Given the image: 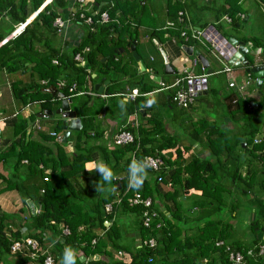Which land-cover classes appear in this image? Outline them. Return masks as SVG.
<instances>
[{"label":"trees","instance_id":"1","mask_svg":"<svg viewBox=\"0 0 264 264\" xmlns=\"http://www.w3.org/2000/svg\"><path fill=\"white\" fill-rule=\"evenodd\" d=\"M43 1L0 0V10L5 11L7 18L6 25L3 23L0 25V42L13 30L15 24L23 22L39 8ZM100 1L102 0H93L92 10L97 8V12L94 15H91L90 12L87 13L91 17V22L86 26L84 37L68 52L54 47L53 41L56 29L51 26L52 20L59 14L58 9L66 7V0H50L19 33L0 43V69H4L6 73H14L29 67V77L32 82L28 86H22L19 81H13L10 84L11 92L15 98L23 103L39 100L42 101V108H47L50 105L49 100L51 97L43 89L53 86L65 97L73 100L77 90L84 83L85 77H89L91 72L99 68L105 74L107 67L116 68L118 66L121 52L126 49L125 51L130 53L125 44L127 43L129 47L132 40L138 41L137 27L145 25L143 23L144 12L147 11V7L144 5L145 0H106L105 4L99 8ZM239 1L218 0L214 8V17L226 16L229 18L227 22L233 28L238 27L243 21V17L238 16V13L243 11ZM254 1L264 5V0ZM207 2L205 0V4H203L207 6ZM165 3L167 14L171 16H175L178 10L184 9V0H165ZM101 12L107 14L108 20L106 22H99V13ZM181 30H169V34L182 38L180 36ZM184 32L189 33L187 30H184ZM163 33L164 31L160 29H152L149 35L160 40ZM125 37L126 41H124ZM249 39H251L254 47L263 46V59L261 62L264 63V43H262L264 37L261 39L251 37ZM244 41H247V39H244ZM39 47H42V49ZM84 47H88V50L83 54V64H81L75 61L73 56ZM134 52L138 55L136 45ZM128 56L129 59L134 61L132 55ZM53 59L56 60V63H52ZM87 70L90 71L89 74ZM60 79L64 81V85L57 87L56 83ZM38 81H43V84L39 85ZM261 82L263 84H259V90L264 86V79ZM72 83H74L75 88L69 91L68 87ZM138 87L139 95L135 97L133 102L128 104L127 113L136 110L138 104L144 105L145 98L142 94L151 91L153 88L150 79L147 77L139 78ZM105 91L108 94L113 93L112 86L106 87ZM168 104H170V101L166 103V105ZM258 109H264V96L257 103L256 108L253 109L249 99L240 98L234 92L230 93L226 99L225 115L234 123L241 121L242 128L250 129L242 133V140L231 142L224 131L209 128L205 133L204 141L201 142V145L208 151L207 156L203 158L184 149L181 152L176 150L173 159H170L167 154H161L159 152L161 149L173 147L176 141L170 138L162 139L158 136L156 132L161 129V123L153 119L154 117L152 118L151 115L147 119V122L150 123L149 129H144L140 125L134 129L130 128L129 130L135 135L133 141L111 151L112 157L115 160L119 159V161L120 157H124L126 153H132L133 158L136 160L143 159L145 155L159 156L163 161V166L157 171L149 169V172L154 176V179L160 176L163 182L165 181L164 167H172L169 174L170 181L173 183L171 190H164L160 186L146 182L138 190L142 197L149 196L151 198V205L156 197H161L163 200L170 199L173 204L174 211L169 212L168 208V211L166 210L168 214L158 213V220L161 223L158 229L144 228L140 223V219L138 220L136 232L139 240L153 237L156 241L154 248H148L142 244L135 246L132 243L133 240L130 244H125L121 239L117 223L111 221L115 212L132 213L138 217L140 215V206L127 205L126 198L130 195L132 189L125 192L126 183L123 180L111 184L113 191L119 194V204L112 201L113 194L103 196L100 191H95L88 195L85 193L87 186H85L86 188H75L66 179V174L58 172L57 167L60 160L49 164L50 172L46 176L44 168L48 165V161L45 160L43 151L47 152L48 149L34 142L30 141L25 146L10 144L6 150L0 152V161L9 156L13 157L12 166L7 172V177L0 175L4 181L1 190L16 188L23 199L31 197L38 204L39 211L31 216V222L28 225L29 230H36V233L31 234L30 238H34L41 243V234L44 230H49L53 238L55 236L59 237V240L55 241L57 247L52 253L54 257L53 264H60L63 255L62 248L69 246L80 250L85 256L102 252L109 254L108 250H120L128 256V260L123 261L111 259L109 255L110 259L105 264H233L228 260L226 250H224L226 245L232 250L242 252L246 264H263V255L257 257L245 255V251L254 247L253 245L248 248L232 243H223L222 246H216L214 242L218 239L224 241L226 236V227L221 225L219 220L214 221L208 218L198 228L195 236H185L183 238L180 236L181 230L177 224V218L180 214L177 199L189 189L200 190L201 196L207 202L215 205L216 209L220 208L222 204L221 192L224 191V187L218 182V168L227 161L229 162L225 165L224 171L228 168L231 173L230 178L234 177L245 181V189H247V185L249 187L253 185L257 178L256 168L260 169L258 181L260 193L255 197L259 198L261 194H264V134L261 137H255L258 132L256 131L257 124L252 119L254 116L261 115ZM78 112L81 113L80 110ZM90 119L91 117L87 118L86 121L88 122ZM201 122L205 123V120L201 119ZM22 123L23 120L15 125L14 135H22L24 132V124ZM81 125L78 130L79 138L85 136L88 130L84 119ZM61 127L62 123H57L55 132H58ZM242 141L244 143L243 148L239 144ZM235 148L241 149L245 153L244 157L246 159H243L244 161L240 159V155H231L230 150L233 151ZM59 150V147H57V153ZM75 150L76 148L70 158L68 175L81 171L83 163L88 160L87 155ZM230 158L232 159L229 160ZM23 159H25L26 164L21 169ZM123 162L124 173L127 174L131 158L127 157ZM242 162L246 163L245 174L248 173L243 176L237 171L239 164ZM39 163L41 164L40 168H38ZM255 164L258 166L256 167ZM44 177L47 178L45 181L43 180ZM25 183H28L29 186L25 187ZM40 189H42L41 193H39ZM257 202H260V199H257ZM105 203L111 205L110 212L104 211ZM212 211L216 212L214 209ZM7 218L9 219L11 216L0 214V261L5 264L8 255L17 256L20 260L25 261L27 258L17 253L11 254L8 250L10 242L20 238L17 231H14L9 238L5 237L4 224ZM104 221L110 222L109 225L105 226ZM59 224L67 228V234H61V230L58 228ZM257 227H259V221L255 218L250 221V228L254 231ZM99 229L103 231L101 235L95 233ZM92 239H94V243H91ZM106 247L108 249L105 251ZM43 257V255H39L28 262L43 264ZM202 259H205V262H202ZM77 264H101V262L98 259H90L85 263V261L81 262L77 259Z\"/></svg>","mask_w":264,"mask_h":264},{"label":"crops","instance_id":"2","mask_svg":"<svg viewBox=\"0 0 264 264\" xmlns=\"http://www.w3.org/2000/svg\"><path fill=\"white\" fill-rule=\"evenodd\" d=\"M49 1L50 0H44L39 8L30 14L23 22L26 21L27 24L34 17V15ZM83 1L84 2L82 4H79L78 0H66V7L63 9H58L59 14L56 17L61 19L63 25L58 32H55L56 35L54 36L53 41L54 47L68 52L70 51V48L75 46L83 39L86 26L89 24L85 23L83 19L79 17L80 12L84 13L85 15H87L89 12H97V8L92 10L93 0ZM204 1L205 0H184V9L180 10L183 11L187 17V20L184 22L177 21L176 19V14L179 10L176 12L175 16L167 14L165 0L164 2L161 0V6L159 8L153 2L151 3V0H149V5H146L144 2V5L147 7V11L144 12L145 16L143 23L145 25L141 26L148 29V36L147 38L142 36L140 40H138L137 37L138 41L134 39L136 41L134 44V49L136 45V50L138 53V55H136L138 56V60H134V58H132L134 60L132 61L129 59L128 55H132V51L126 43L125 46L127 49H129L130 53H127L125 51L126 49L120 53V62L116 68H113L112 66L107 67L105 69V74H103L102 70L99 68L90 74V71L87 70L89 77H85L84 83L79 87L75 97L69 104L70 109L75 111L76 117H78L80 120V128L82 126L81 123L83 119L88 128L85 136H80V138L78 137V131H70L65 141H63L62 135L64 131L62 130V127L58 132H55L57 123H62V119L54 117L53 114H43V112L47 110L53 111L59 106V100L55 99L54 96L50 95V105L47 108H42V101L32 100L23 103L21 100L13 96L10 87L11 82L19 81L22 86H28L32 82V79L29 77V67H27L25 70L14 73H6L4 69H0V152L6 150L10 144L25 146L30 141L34 142L35 144L48 149L47 152L43 151L45 160L48 161V165L44 168V173L46 176L50 172L49 164L52 162L56 163L58 160H60V163L57 167L58 172H61V174H66V179H68V182L72 186L75 188H86L85 186H87L85 193L89 195L91 192H95L94 184L99 182L104 187V190L100 191V194L103 196L113 194V197H115L118 193L113 191L111 186L112 183L104 184L103 181H100L101 178L97 172L86 171V168H91L94 162L102 161L107 163L117 174V176L124 178L125 173L123 169V161L127 157L131 158L132 161L134 159L132 158L133 154L126 153L124 154V157H120V161L119 159L115 160L111 155V151L114 148L121 147L122 145H114L112 143V138L117 131L125 127L127 128L126 122L129 118H134L136 120L137 126L140 125L144 129H149L150 123L147 122L149 115H151L152 118L154 117L153 119L158 120L157 122L161 123V129L159 132H156L158 136L162 139L170 138L176 141V144L173 147L164 148L159 151L163 155H169L168 157H170V159L174 158L176 155V150L181 152L182 149L185 151H190L192 154L197 155L200 158L206 157L208 151L201 145V142L204 141L205 133L209 128L212 130L218 129L224 131L231 142H238L240 139L242 140V133L245 130L249 131L250 128H242L241 121L234 123L224 113H219L220 116L216 115V112L219 111V108H217L219 106L211 108L212 106L207 99L209 96L208 77L215 74L225 75L223 85L218 89V92L215 93L218 96V98H216L217 103H220L224 107L226 106V99L228 95L232 92L237 94L233 87L228 86L229 81L237 84L246 77L253 79V82L246 87L242 94H237L240 98L249 99L253 109L256 108L257 103H259L264 96V86L260 90L258 89L259 85L255 86V77L251 73L246 72L245 66L233 67L228 64V66L231 68L230 72H221L220 69L224 63L213 57L208 49L207 51L204 49L205 42L202 40L201 36V40L196 41L193 40L187 33L186 35L188 37L186 39H182L173 34L170 35L169 30L183 29L189 31V27L201 30L212 28V30H214L217 35H221V37L226 40L233 38L237 41L244 42L248 51L243 57L245 60H247L249 66H255L259 64L264 65V63L261 62L263 59V46H260L259 52L254 50L250 51L249 46L257 49L259 47H254L252 45L251 39H249L250 36L245 38L242 34L233 35L232 33H229L228 35H225L219 32L215 25L221 19L214 17V8L216 7L218 0H207V6L204 5ZM105 2L106 0L100 1L98 7L100 8L103 4H105ZM239 3L243 8V11L238 13L243 17L242 22L246 23L248 21L253 4H256V7L261 10L264 15V5L260 2H255L254 0H240ZM194 9H197L200 12L199 18L202 19V22H193L189 17V10ZM30 16L31 18H29ZM169 21L174 22L173 26L168 29H164L163 27L165 23ZM6 22L7 18L4 11V14L0 18V23L6 25ZM19 23L14 25L13 30L7 34L0 43L13 37L23 29L22 28L18 30L17 25ZM263 23L264 19L262 21L261 35L257 37L259 39L264 37ZM51 26L55 28L53 26V20ZM152 29H160L164 31L160 40L155 36L149 35ZM244 39H247V41H244ZM124 41H126V37L124 38ZM262 43H264V39ZM183 45L191 47L192 53L190 55H188L183 50ZM39 48L42 49V47ZM86 48L88 50V47H84L78 52H81ZM160 50L164 53L168 64L171 65L173 69V72L167 73L170 79L163 77V75H158V71H156V69L151 66L152 64H150V62L154 61L156 65H159V70L163 72L162 74H165L163 58L161 56ZM193 51H197V53L201 55L203 59H205L207 63L206 68H203V65L198 59H196V57L193 55ZM84 53L85 52H81V56H83ZM247 55H250V58H247ZM81 63L83 64V62ZM140 64L143 67L142 70L140 69ZM148 68L151 69L150 72L146 71ZM183 70L186 72H191L194 75L201 74L205 76V93L201 92L199 95H197L192 104L185 109L175 106L170 101V99L166 100V96L170 97L173 89L170 87H163L171 85L175 79L183 76L185 73ZM149 76H158L163 78V86H161L159 82L155 81L153 78H149ZM141 77H147L150 79V83L153 86L151 91L142 94V96L145 98V102L146 100H154L155 102L151 105H145V102L144 105L138 104L136 110L131 113H127L128 104L133 102L135 99L129 98L128 94L132 89H136L138 92V80ZM263 79L264 75L262 77V81ZM58 81L63 80L60 79ZM152 82H156L158 85H153ZM261 83L263 84V82ZM38 84L42 85L43 81H38ZM109 85L112 86L113 93L111 94H108L105 91L106 87ZM99 88H101L100 92H98ZM45 89L46 88H44L43 91H45ZM56 90L58 91L57 88ZM114 98L116 99L115 104L112 102ZM97 99L99 101V107L95 108V100ZM121 100L127 103L124 105L123 112L120 108ZM168 101H170V104L166 105ZM154 104H159V106L162 105L168 109H171L174 106L180 109L179 114L178 116L173 115V117L170 116L169 118L163 117L162 115L153 111ZM200 107L201 109L204 108L203 115L205 117H199L194 114V110L199 109ZM143 108L145 110L144 112ZM79 110L82 114L78 112ZM89 117H91V119L87 122L86 119ZM201 119L205 120V123H202ZM252 119L254 123L257 124L256 131L258 132L255 134V137H261L264 134V117L262 119V116H254ZM22 120V124H24V132L19 136L14 135L15 125ZM216 120H218V123H216ZM195 127L197 128L195 129ZM49 132H55L60 136V139L57 140L54 136L49 135ZM158 136L156 135L157 138ZM239 144L241 148L244 147L243 141L239 142ZM57 147L60 149L58 153ZM75 148L76 152L87 155L88 160L83 163V169L81 171L76 172L73 175H68L70 169V158L74 154ZM230 152L232 156L240 155L239 157L242 161H244L243 159H246L244 157L245 153H243L241 149L235 148L233 151L230 150ZM241 155L243 156L241 157ZM231 159L232 158L229 160ZM12 161V156L0 161V175L2 177H7V172L12 166ZM228 162L229 161L225 162L224 165L220 167L221 169L218 168V182L222 187H224V191L221 192L222 204L220 205L219 209H216L215 205H211L209 202H207L204 197L201 196L200 190L189 189L180 195V197L177 199L178 201L176 200L177 206L180 210L179 217L177 218V224L180 226L181 230L180 236L181 238L185 236H195L197 234L198 228L202 226V223L209 218L214 221L219 220L221 225H225V239L224 241L218 239L223 243L240 244L247 248L258 244L263 246L264 194H261V196L257 198L255 197L257 194L253 193L254 188H256L258 193H260L258 184L260 169L256 168L255 174L257 175V178L255 179L253 185L251 187L247 185V189H245V181L235 179L234 177L230 178L231 173L229 172L228 168L224 171V168L226 167L225 165ZM25 164V159H23L20 166L21 169H23ZM245 164V162H242L237 168V171L242 176L246 172ZM255 165L256 167L258 166L257 164ZM40 167L41 164L39 163L38 168ZM171 170L172 167H164L163 174L165 175V181L163 182L161 180L160 182H157L156 178L154 179V176L151 175L149 169H147L148 179L145 180V182L155 186H160L164 190H171L173 186V183H171L169 178ZM1 176L0 214L11 216V218H7V220H5L4 235L6 238H9L14 231H17L19 238L31 237L30 235L36 233V230H29L28 225L31 222V216L39 211V206L31 199V197L23 199L16 188L1 190V188L4 186V181ZM24 186L28 187L29 184L25 183ZM239 193H246L250 195V199L246 201V204L248 203V205H250L247 208L248 210L246 214H241L243 217L238 215V209L241 208V205L231 197V195ZM257 199H260V202H257ZM214 202L217 203L216 200H214ZM152 208L157 212V214L162 213L163 215L164 213L168 214V208L169 212L174 211L172 201L170 199L163 200L161 197L154 198L152 202ZM212 209H214L216 212L212 211ZM222 214L224 217H222ZM127 217L130 219V221L126 219ZM255 218H257L259 221V227L252 231L250 228V221L254 220ZM112 220L117 223L121 239L125 244L131 243L133 240L132 243H134L135 246H139L141 240H139L136 232V225L139 220L138 216H135L132 213L115 212L111 221ZM109 223L110 222H108L105 226L109 225ZM60 227L61 224L58 225L59 229ZM95 233L97 235H101L103 231L99 229L95 231ZM41 237L43 249L52 255L53 251H55V247H57L55 241H58L59 237L55 236L53 238L49 230H44L41 234ZM64 249L65 248H62V253L64 252ZM107 249L108 247L105 248V251ZM77 251L79 252V257H84L81 262L85 261V263L90 259H98L101 264H105L110 259L109 255L111 259L114 260H128V256L124 252H122L121 255H117L116 252L119 250H108L107 252L109 254L102 252L88 256L83 255L80 250ZM204 260L205 259H202V262ZM0 264H2L1 261ZM5 264L31 263L28 262V260L22 261L17 256L8 255Z\"/></svg>","mask_w":264,"mask_h":264},{"label":"built area","instance_id":"3","mask_svg":"<svg viewBox=\"0 0 264 264\" xmlns=\"http://www.w3.org/2000/svg\"><path fill=\"white\" fill-rule=\"evenodd\" d=\"M79 4H82L84 1L83 0H78ZM4 14V11L0 10V18ZM91 15L96 14V11L94 13H90ZM239 17H242V15L238 14ZM79 17L83 19V21L87 24L91 22V17L88 15H85L84 13L79 14ZM176 19L177 21L184 22L187 20L186 15L184 14L183 11H178L176 14ZM223 19L226 21H229V18L226 16H223ZM108 20V16L105 12L99 13V21L100 22H106ZM174 22H166L164 25V29H168L173 26ZM26 24L25 22L19 23L17 25L18 30L22 29L24 25ZM63 23L60 18L55 17L53 19V26L55 27L56 31L58 32ZM189 35L193 40L200 41V36L201 38L204 39L206 43H208V50L209 52L215 57L217 60L219 59L221 62H223V66L220 69L221 72H230L231 68L227 64V59L226 57H229V50L226 48L227 47V41L224 38H219L217 37V33L212 30V28H207V29H195L193 27H189ZM183 30V29H182ZM180 32V36L182 39H186L188 36L184 32V30ZM216 49L218 51H216ZM87 51V48L84 49L81 52ZM81 52L75 53L73 56V59L77 62H83L82 61V56ZM222 52V55L219 53ZM52 63H56V60H52ZM82 64V63H81ZM231 66V65H230ZM146 71L150 72L151 69L148 68ZM184 75L175 79L171 85L168 86H163V83H159L161 86L164 88H172L173 91L170 94V101L177 107L181 109L188 108L189 105L192 104L194 101L195 97L199 95L204 89H205V76L204 75H194L191 72H186L183 70ZM64 81H57L56 86L61 87L64 85ZM253 82V79L250 77H246L244 80L240 81L239 83L235 84L232 81L228 82L229 87H233L235 89V92L237 94H242L246 87L250 85ZM75 88L74 83H72L69 87L68 90L71 91ZM137 95H139V92H137L136 89H132L130 93L128 94V97L131 99H134ZM145 105H149V101L146 100ZM127 128L120 129L117 131L112 138V143L114 145H124L131 143L134 139V133L131 132L129 129L130 128H136L137 123L134 118H129L126 122ZM38 127V126H36ZM49 135L54 136L57 140L60 139V136L57 135L55 132H49ZM133 158V157H132ZM134 160V159H133ZM143 160H145L150 167L148 169L152 171H157L163 166V161L159 156H150V155H145L143 157ZM119 177V176H118ZM47 178L44 177L43 180L45 181ZM120 180H123L126 183L125 186V192L130 190L129 187V179H128V173L124 175V178L119 177V179L114 180L113 182H118ZM156 181L160 182L161 178L160 176L156 177ZM169 184V183H168ZM42 192V189L39 190V193ZM117 194L112 201H115V203L119 204L120 202V197ZM126 202L128 206H140V223L142 227L147 228V229H158L161 225L160 221L158 220V214L157 212L152 208L151 205V198L149 196L142 197L141 193L138 190H131L130 195L127 196ZM111 210V205L109 203H106L104 205V211L110 212ZM156 220V221H155ZM61 234H67L68 230L66 227L61 226L60 227ZM91 243H94V239L91 240ZM145 245L148 248H154L156 246V241L153 237H149L146 239L141 240L139 245ZM216 246H222L224 245L222 241L216 240L214 242ZM8 250L11 254H19L27 260H33L35 257L39 255H43V264H53V255L48 253L43 249L42 244L37 241L34 238L30 237H25V238H20L18 240L11 241L8 247ZM224 250H226L227 253V258L230 262L233 264H246L245 256L243 255L242 252H238L235 250L230 249L227 245L224 246ZM255 250V251H254ZM117 255H121L122 252L119 250L116 252ZM245 255L249 257H257L260 255H263L264 257V249L262 245H255L254 247L248 248L245 251ZM264 259V258H263ZM205 261V260H204ZM203 261V262H204ZM264 264V262H263Z\"/></svg>","mask_w":264,"mask_h":264},{"label":"rangeland","instance_id":"4","mask_svg":"<svg viewBox=\"0 0 264 264\" xmlns=\"http://www.w3.org/2000/svg\"><path fill=\"white\" fill-rule=\"evenodd\" d=\"M146 5H149V0H145L144 1ZM154 3L158 8L161 6V0H151V3ZM162 2H164V0H162ZM254 3V2H253ZM199 11L197 9H194V10H189V17L191 18V20L193 22H199L201 21L202 22V19L199 18ZM221 20L218 21V23L215 25L217 28H218V31L221 32L222 34H225V35H228L229 33H232L233 35H237V34H242L245 38H247L248 36L251 37H258L261 35V29H262V21L264 19V15L263 13L261 12V10H259L257 7H256V4L252 6V10L249 14V17H248V21L245 23V22H242L240 24V26L238 27H235L233 28L230 23H228L226 20L223 19V16L220 18ZM1 25V23H0ZM137 32H138V40H140V38L143 36L145 38H147V33H148V29L146 27H142V26H138L137 27ZM261 39V38H260ZM202 40L204 41V39L202 38ZM53 41V40H52ZM205 42V41H204ZM208 43L205 42V46H204V49L207 51L208 49ZM264 45V44H263ZM259 48L260 46L257 48H253L251 46H249V50L252 51H257L259 52ZM247 54V53H246ZM247 58H250V55L246 56ZM54 60V59H53ZM142 60V58H141ZM144 63V62H142ZM150 64H152L151 66L156 69V71H158V75H163V77L167 78V79H170V77L167 75V74H162L163 72L161 70H159V65L152 61L150 62ZM161 72V74H160ZM225 79V75L224 74H215V75H211L208 77V86H209V96H208V102L210 103V105L212 106L211 108H215V106H219L217 108H219V111L216 112V115H219V113H224L225 114V107L223 105H221L220 103L218 104L217 101H216V98H218L217 93L218 92V89L223 85V81ZM153 85H158L156 84V82H152ZM253 85V84H252ZM169 91V90H167ZM166 92V91H165ZM115 98L112 100V102L115 104ZM154 101V100H153ZM98 99L95 100V108H98L99 105H98ZM201 107L199 109H195L194 110V114L197 115V116H204L203 114V110L204 108H202L201 110ZM179 110L178 108L174 107L171 108V109H168V108H165L163 107L162 105L159 106V104H154L153 105V111H155L156 113L162 115L163 117H170L173 115L175 116H178L179 114ZM258 111L261 113L260 116H262V119L264 117V109H258ZM220 116V115H219ZM197 117V118H199ZM205 117V116H204ZM216 123H218V120H216ZM94 130V128H93ZM253 193L254 194H258V191L256 190V188L253 189ZM232 198H234L237 203H239L241 205V208L238 209L239 213L238 215L243 217L241 214H246L247 212V208L249 207L248 203L246 204V201L248 199H250V195L249 194H235V195H231ZM222 217L223 214H222ZM127 220L130 221V219L127 217L126 218ZM230 219V218H229ZM228 219V220H229ZM226 220V219H224ZM227 222V221H226ZM129 240V239H127ZM130 244V243H128Z\"/></svg>","mask_w":264,"mask_h":264},{"label":"water","instance_id":"5","mask_svg":"<svg viewBox=\"0 0 264 264\" xmlns=\"http://www.w3.org/2000/svg\"><path fill=\"white\" fill-rule=\"evenodd\" d=\"M217 37L222 38L221 35H218ZM227 41V49L229 50V57H226L227 64L236 67V66H245L246 72L251 73L255 77V86H258L261 81L262 77L264 75V65L259 64L255 66H249L247 60L244 59V55L247 53V47L245 46L244 42L237 41L236 39L230 38ZM135 40H132L129 44V48L132 51V55L134 60H138V56L134 52V44ZM183 50L190 55L191 47L189 46H182ZM216 51H218L216 49ZM161 56L163 58L164 63V73L167 74L169 72H173V69L171 65L168 64L167 58L165 57L164 53L160 50ZM222 55V52H219ZM193 55L196 57V59L199 60V62L203 65V68L207 67V63L205 59L201 55L197 53V51H193ZM140 69L142 70L143 67L140 64ZM149 78H153L155 81H158L159 83H163L164 79L160 78L158 76H149ZM101 88L98 89V92H100ZM47 93L54 96L55 99L59 100V106L52 110H47L44 113H47L49 115H52L56 118L62 119V130L64 131L62 135V140L65 141L66 137L69 135L70 131H78L80 129V120L78 117H76V113L73 109H70L69 104L72 102L71 98L65 97L63 93L56 90L55 87L49 86L45 89ZM202 93H205L202 91ZM169 99V96H166V100ZM118 187V184H117ZM108 221H104V225H106ZM84 257H79V260L81 261ZM264 258V257H263Z\"/></svg>","mask_w":264,"mask_h":264},{"label":"clouds","instance_id":"6","mask_svg":"<svg viewBox=\"0 0 264 264\" xmlns=\"http://www.w3.org/2000/svg\"><path fill=\"white\" fill-rule=\"evenodd\" d=\"M155 101H149V105L154 103ZM125 101L121 100L120 108L121 111H124ZM148 167L150 165L143 159L141 160H132L128 166V179H129V187L132 190H140L145 180L148 179ZM86 171H95L99 174L100 178L104 182V184H111L114 180L119 179L117 174L113 171V169L105 162H94L91 168H86ZM95 191H103L104 187L102 184L95 183L94 184ZM79 257V252L72 247H65L63 255L60 259V264H77V259Z\"/></svg>","mask_w":264,"mask_h":264}]
</instances>
